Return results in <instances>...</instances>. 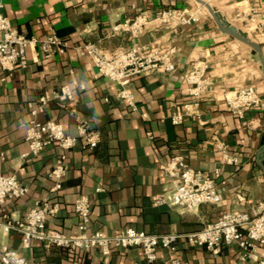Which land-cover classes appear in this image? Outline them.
Returning <instances> with one entry per match:
<instances>
[{
    "label": "crops",
    "instance_id": "1",
    "mask_svg": "<svg viewBox=\"0 0 264 264\" xmlns=\"http://www.w3.org/2000/svg\"><path fill=\"white\" fill-rule=\"evenodd\" d=\"M204 1L222 21L245 32L264 55V0ZM171 8L185 10L197 20L176 26L154 21L138 37L112 32L127 19L138 15L154 18ZM239 12L243 13L241 19ZM3 13L14 29L28 37L55 31L67 44L64 54L50 60L29 49L26 69L7 72L0 66L3 171L30 191L21 199H9L5 210L24 217L44 200L58 203L60 210L48 227L73 235L79 233L74 204L82 195L92 202L91 233L114 235L133 228L153 235H186L200 231L223 213H251L264 203V174L257 163L258 150L264 144L263 66L249 46L222 33L197 1L4 0ZM86 43L109 54L136 44L153 51L174 47L172 61L177 69H157L133 79L125 89L136 98L135 110L117 97L121 87L100 75L91 58L80 51ZM199 65L208 67L211 84L195 105L185 75ZM75 83L84 88L75 89L71 99L58 97L63 87ZM247 87L257 90L262 105L247 110L241 119L229 111L226 98ZM45 97L49 101L41 106ZM35 109L39 120L62 123L68 134H76V117L101 134L96 149L78 146L68 153V176L58 192H52L55 180L49 176L62 153L57 145L48 146L38 156L21 157L28 151L23 125ZM175 113L183 115L178 125L171 120ZM174 155L182 156L196 171L215 176L220 170L216 177L219 203L202 205L196 211L155 205L154 197L174 187L162 169ZM0 245L21 253L32 264H133L144 259L138 248L113 251L108 261L97 249L47 250L37 240L24 248L17 233L0 234ZM174 260L181 264H249L241 260L236 244L223 245L220 253L213 254L184 240L176 244L175 251L161 248L156 264H173Z\"/></svg>",
    "mask_w": 264,
    "mask_h": 264
},
{
    "label": "built area",
    "instance_id": "2",
    "mask_svg": "<svg viewBox=\"0 0 264 264\" xmlns=\"http://www.w3.org/2000/svg\"><path fill=\"white\" fill-rule=\"evenodd\" d=\"M3 1L0 0V66L7 72L26 69L29 64L27 52L35 51L42 59L50 60L56 55L64 54L67 49L65 40L55 31L45 36L28 37L13 28L11 21L3 13ZM251 1V0H247ZM243 13L238 14L242 18ZM195 16L187 14L182 9H165L156 17L138 15L115 25L113 34L130 32L134 37L140 36L145 27L156 21L160 25H186L196 21ZM80 51L91 58L98 73L116 83L121 88L117 97L136 110L137 102L132 93L125 87L135 78L147 76L157 69L174 72L177 65L172 61L176 53L174 47L165 51L151 50L148 47L134 45L127 49L109 54L93 43H86L79 47ZM206 65L195 66L185 75V84L193 103L198 105L200 98L208 91L211 84L207 79ZM77 88H84L76 83L62 88L59 98L71 99ZM47 97L41 100V106L47 104ZM229 111L239 118H243L249 109H257L262 105V98L253 87H247L232 92L226 98ZM190 108V103L185 105ZM76 115V110H72ZM39 110L31 112V118L23 125L28 151L22 154L23 159L38 156L45 148L57 145L62 153L54 162L49 176L55 180L52 192H58L68 176V153L81 146L85 150H94L101 143V134L92 129L89 122L76 117V134H68L64 124L38 119ZM175 125L183 121V115L175 113L172 116ZM226 151V146H221ZM6 155L0 151V234L17 233L21 236L24 248H29L32 241L43 242L45 249L61 248L64 250H94L101 252L108 261L113 251L130 248L141 249L144 259L133 264H156L158 251L161 248L175 251L176 244L184 240L189 246L204 248L213 254L221 252L223 245L236 244L241 250V260L244 263L264 264V203L248 212H226L215 222L206 225L200 231L186 235L166 234L153 235L133 228H125L114 235L102 232L91 233L92 202L87 196H80L75 200L74 211L79 218V233L67 235L48 227L50 219L58 213L59 204L49 200L42 201L31 209L24 217L16 216L5 205L9 199H21L30 191L14 175L4 173L3 167ZM228 161V160H227ZM230 161H235L231 159ZM236 162V161H235ZM165 174L172 179L174 187L154 197L155 205H169L188 211H196L205 204H217L221 195L216 188L215 176L192 169L180 155L171 157L162 166ZM97 191H101L98 189ZM0 264H32L19 252L7 245H0ZM173 264H181L174 260Z\"/></svg>",
    "mask_w": 264,
    "mask_h": 264
},
{
    "label": "water",
    "instance_id": "3",
    "mask_svg": "<svg viewBox=\"0 0 264 264\" xmlns=\"http://www.w3.org/2000/svg\"><path fill=\"white\" fill-rule=\"evenodd\" d=\"M195 1H197L199 4L205 7L207 11H209L210 15L212 16L219 30L222 33L227 34L233 37L234 39L242 42L243 44L249 46L253 50L254 53L256 52V54L260 58L261 64L263 66V71H264V55H263L262 48L257 43L252 41L250 37L245 32H243L241 29L235 26L229 25L228 23L222 21L219 15L216 13V11L207 1H204V0H195ZM263 159H264V144L259 148L258 153H257V163L264 174Z\"/></svg>",
    "mask_w": 264,
    "mask_h": 264
}]
</instances>
